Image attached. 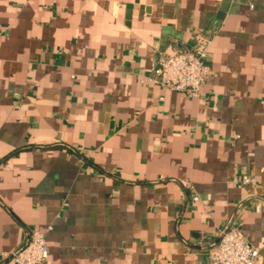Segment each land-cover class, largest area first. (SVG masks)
Returning <instances> with one entry per match:
<instances>
[{
    "label": "crops",
    "instance_id": "obj_1",
    "mask_svg": "<svg viewBox=\"0 0 264 264\" xmlns=\"http://www.w3.org/2000/svg\"><path fill=\"white\" fill-rule=\"evenodd\" d=\"M222 1L0 0V264H207L230 226L264 264V0ZM198 31V97L146 80Z\"/></svg>",
    "mask_w": 264,
    "mask_h": 264
},
{
    "label": "built area",
    "instance_id": "obj_2",
    "mask_svg": "<svg viewBox=\"0 0 264 264\" xmlns=\"http://www.w3.org/2000/svg\"><path fill=\"white\" fill-rule=\"evenodd\" d=\"M210 40L209 34L198 31L192 44L183 51H157L151 70L145 75L146 80L162 88L198 97L210 71L207 63ZM232 181L249 185L254 179L240 174ZM192 199L196 200L197 196ZM48 252L44 233L31 231L25 243L4 254L3 259L15 264H45ZM258 256L259 248L252 245L238 228L230 226L220 230L217 240L208 248L207 264H255Z\"/></svg>",
    "mask_w": 264,
    "mask_h": 264
},
{
    "label": "water",
    "instance_id": "obj_3",
    "mask_svg": "<svg viewBox=\"0 0 264 264\" xmlns=\"http://www.w3.org/2000/svg\"><path fill=\"white\" fill-rule=\"evenodd\" d=\"M228 2H229V0H223V1H222L221 5H220V11H221V12H220L219 19H220V17L222 16L221 13L224 12L225 9L227 8V6H228Z\"/></svg>",
    "mask_w": 264,
    "mask_h": 264
}]
</instances>
